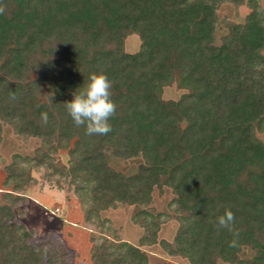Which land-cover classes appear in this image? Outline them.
I'll return each instance as SVG.
<instances>
[{
	"label": "trees",
	"instance_id": "16d2710c",
	"mask_svg": "<svg viewBox=\"0 0 264 264\" xmlns=\"http://www.w3.org/2000/svg\"><path fill=\"white\" fill-rule=\"evenodd\" d=\"M222 1L0 0V142L4 121L48 146L5 168L13 188L0 199V264H71L59 235L36 239L17 218L27 163L44 168L50 183L69 178L94 207L143 204L155 188L171 187L179 226L173 241L160 240L169 254L189 264H264V15L249 0L245 22L216 44ZM131 33L140 37L135 52L125 49ZM99 72L112 83L116 112L110 133L89 136L64 103ZM173 81L186 92L166 100L163 87ZM109 154L143 161L127 174ZM225 208L235 215L236 247L214 227ZM144 226L141 243L156 242L158 225ZM94 240L91 264H151L128 241ZM243 247L254 255L242 257Z\"/></svg>",
	"mask_w": 264,
	"mask_h": 264
},
{
	"label": "rangeland",
	"instance_id": "374dc122",
	"mask_svg": "<svg viewBox=\"0 0 264 264\" xmlns=\"http://www.w3.org/2000/svg\"><path fill=\"white\" fill-rule=\"evenodd\" d=\"M249 0L240 3L225 0L219 3L216 10V38L215 43L220 44L229 32L231 24L243 23L251 11ZM262 9L264 15V0L255 1ZM140 37L136 33L129 34L125 39V49L135 52L139 49ZM264 53V49H263ZM186 89L177 81L163 87L164 99H179ZM2 139L0 142V199L5 190H12V185H5L7 175L6 166L16 159L33 156L38 149L48 146L42 139L35 136H24L15 132L13 127L2 121ZM257 136L264 142L263 129L257 130ZM58 160L65 163L69 160L67 150L58 148L54 152ZM110 164L127 174L135 172L142 157L119 158L109 154ZM29 174L18 193L24 194L25 199L14 206L17 218L22 221L28 230L33 231L36 239H45L50 233L59 235L71 255V264H91L95 246V238L99 241H112L118 244L128 241L141 247L149 255L151 264H189L188 260L178 255L169 254L160 244L161 239L173 241L177 232L179 221L177 213L170 206L175 196L171 187L155 188L151 198L141 203L113 202L107 206L94 205L80 194L69 178H62L60 184L50 183L44 177V168L30 167ZM91 210V212H90ZM22 211V212H21ZM145 222L158 225L157 241L154 243H141L146 233ZM242 257H252L254 252L243 247L240 251ZM217 264H236L217 259Z\"/></svg>",
	"mask_w": 264,
	"mask_h": 264
},
{
	"label": "clouds",
	"instance_id": "9594fccd",
	"mask_svg": "<svg viewBox=\"0 0 264 264\" xmlns=\"http://www.w3.org/2000/svg\"><path fill=\"white\" fill-rule=\"evenodd\" d=\"M5 8L0 5V14ZM112 83L104 72L91 73L88 82L73 93V99L65 102L64 106L77 127H84L86 135H107L112 131L110 119L116 112V104L111 99ZM16 99L15 94L11 95ZM41 120L47 123V113H41ZM234 213L225 208L223 214L216 217L214 227L217 231L226 230L233 239L230 247H236L239 240V230L235 227Z\"/></svg>",
	"mask_w": 264,
	"mask_h": 264
}]
</instances>
